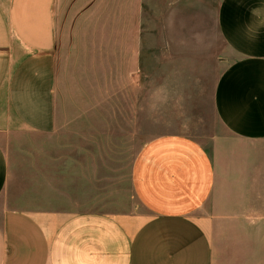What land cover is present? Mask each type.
<instances>
[{
	"label": "crops",
	"instance_id": "0c3cea01",
	"mask_svg": "<svg viewBox=\"0 0 264 264\" xmlns=\"http://www.w3.org/2000/svg\"><path fill=\"white\" fill-rule=\"evenodd\" d=\"M194 1L213 14L217 59L231 58L214 89L228 133L214 137L212 150L182 133L147 142L132 165V211L83 208L47 191L58 184L33 181L25 207L0 215V264H264V0ZM65 2L0 0V136L60 125L57 17ZM98 2L72 7L94 14L87 28L95 36L82 50L95 42L91 59H143L136 0L134 8ZM9 179L0 145V197Z\"/></svg>",
	"mask_w": 264,
	"mask_h": 264
},
{
	"label": "rangeland",
	"instance_id": "374dc122",
	"mask_svg": "<svg viewBox=\"0 0 264 264\" xmlns=\"http://www.w3.org/2000/svg\"><path fill=\"white\" fill-rule=\"evenodd\" d=\"M64 1L65 12L57 17L61 122L51 133L23 130L0 136L10 168L0 215L24 208L37 180L58 184L59 189L47 191L57 196L60 190L83 208L139 209L131 170L147 142L182 133L212 150L214 137L228 133L215 110L214 89L231 58L217 59L222 45L211 11L203 12L194 0H136L145 56L106 61L91 59L98 56L95 42L82 50L95 36V29L87 28L94 14L74 13L77 0H62V7ZM123 2L134 8L135 0ZM113 3L117 8L121 0ZM212 40L218 44L210 45Z\"/></svg>",
	"mask_w": 264,
	"mask_h": 264
}]
</instances>
